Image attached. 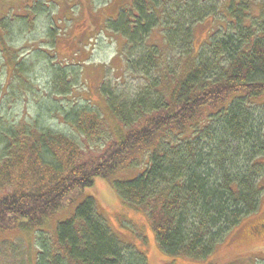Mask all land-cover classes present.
Wrapping results in <instances>:
<instances>
[{"label":"trees","instance_id":"16d2710c","mask_svg":"<svg viewBox=\"0 0 264 264\" xmlns=\"http://www.w3.org/2000/svg\"><path fill=\"white\" fill-rule=\"evenodd\" d=\"M10 1L0 0L1 9ZM37 1L11 14L12 27L32 24L29 15ZM132 6L137 20L132 29L127 23L114 29L128 39L126 71L146 85L130 96L101 84L116 129L106 126L94 105L68 101L78 70L54 61L51 99H66L72 106L49 101L26 126L0 120V233L22 229L37 236L35 259L24 264H144L137 254H126L91 199L57 224L53 238L48 236L47 220L96 178L110 181L124 204L147 215L159 250L169 257L204 260L260 206L264 0H229L220 13L225 26L215 24L198 49L193 29L218 15L219 0H132ZM4 21L1 17L0 30ZM151 28L160 29L163 47L147 43ZM48 111L75 137L43 126ZM84 140L86 145L100 142L99 151L87 146L85 154ZM141 160L145 168L135 179L114 181Z\"/></svg>","mask_w":264,"mask_h":264},{"label":"rangeland","instance_id":"374dc122","mask_svg":"<svg viewBox=\"0 0 264 264\" xmlns=\"http://www.w3.org/2000/svg\"><path fill=\"white\" fill-rule=\"evenodd\" d=\"M33 0H11V6L0 7V19L7 18L6 27L0 30V120L4 125L32 124L40 112L39 106L59 104L69 108L66 99L58 98L54 103L50 62L63 68L78 70L72 85L68 101L78 106L94 105L104 116L106 126L117 128L114 117L107 109L105 98L100 93L104 82L118 86L120 93L134 92L146 85L138 76L126 71V37L114 29L121 28L119 23L132 24L134 16L132 0H38L32 8L34 15H29L32 24L23 30L17 25L13 29L10 19L12 13L20 14L24 4ZM229 0H219L218 15L196 24L193 29L195 49L203 46L211 36L215 24L225 26L220 14ZM46 8L38 11L42 3ZM31 10H29L30 12ZM258 13L256 12L255 15ZM33 16V17H32ZM217 22V23H216ZM10 29V30H9ZM152 28L150 29V31ZM149 31V33H150ZM149 35L147 43L163 47L164 39L160 29L156 28ZM51 41H53L51 43ZM53 44V45H52ZM17 65L22 71L16 70ZM46 66L48 68L45 70ZM47 71V72H46ZM45 72L48 74H45ZM141 79V78H140ZM105 84V83H104ZM255 107V105H254ZM42 111V110H41ZM41 113V112H40ZM48 111L47 115H50ZM50 115L43 117V126L55 130L56 134L65 133L75 137L72 128ZM49 118H54L50 120ZM108 126V127H109ZM85 145L86 141L84 140ZM101 143L84 145L94 152L99 151ZM86 154V153H85ZM86 157V155H85ZM141 157H139L140 160ZM145 161L128 167L114 176V181L133 180L144 171ZM94 185L73 193L66 199L69 206L57 211L49 218L45 230L53 238L58 223L74 215L76 207L86 199L95 203V212L112 233L126 248V254L134 258L137 254L144 264H262L264 262V190L259 208L247 215L225 236L215 251L204 260L191 259L188 256L169 257L161 252L155 242L151 222L143 211L133 210L119 199L113 185L108 180L96 178ZM35 234L24 230L0 233V264H24L33 262L39 247L35 244ZM34 242V243H33ZM28 247V249L26 248Z\"/></svg>","mask_w":264,"mask_h":264},{"label":"bare ground","instance_id":"6f19581e","mask_svg":"<svg viewBox=\"0 0 264 264\" xmlns=\"http://www.w3.org/2000/svg\"><path fill=\"white\" fill-rule=\"evenodd\" d=\"M67 91V90H66ZM121 109V108H120ZM134 166V165H133Z\"/></svg>","mask_w":264,"mask_h":264}]
</instances>
